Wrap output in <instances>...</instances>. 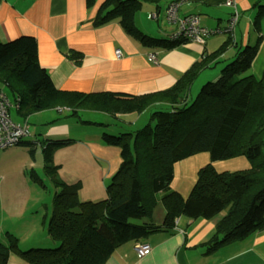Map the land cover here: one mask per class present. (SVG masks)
Returning a JSON list of instances; mask_svg holds the SVG:
<instances>
[{
  "label": "trees",
  "instance_id": "16d2710c",
  "mask_svg": "<svg viewBox=\"0 0 264 264\" xmlns=\"http://www.w3.org/2000/svg\"><path fill=\"white\" fill-rule=\"evenodd\" d=\"M162 1L106 0L95 24L118 21L143 46L172 49L184 41L171 40L170 36L168 40L152 38L135 24V16L144 3L159 7ZM189 1L206 8L227 2ZM255 7L254 28L261 32L264 2ZM236 11L239 12L234 9L229 20ZM260 41L258 38L255 45L238 48L237 55L226 61L219 80L209 81L196 99L188 101L185 99L198 76L219 64L220 57L235 45L234 38L228 37L217 52L194 63L171 89L143 96L59 91L39 63L35 38L23 36L0 43V83L11 90L23 121L55 105L68 109L75 117H79L81 110L116 117L142 114L159 106L143 129L114 134L107 130L108 125L100 124L105 128L103 143L121 151V165L106 188L104 200L81 201V183L70 184L59 176L60 166L54 165L53 153L65 142L45 146L44 173L57 190L47 234L59 246L54 250L23 251L18 238L8 233L7 242H0V264H7L12 253L27 264H106L121 245L140 243L153 232L171 230L181 217L192 221L216 218L212 235L201 245L205 254L263 234L264 76L257 78L252 72ZM69 58L79 65L81 55L73 53ZM200 153H209L212 162L245 157L250 168L218 173L209 164L199 171L188 199H183L172 189L174 165ZM158 201L165 210L161 226L151 221Z\"/></svg>",
  "mask_w": 264,
  "mask_h": 264
},
{
  "label": "crops",
  "instance_id": "0c3cea01",
  "mask_svg": "<svg viewBox=\"0 0 264 264\" xmlns=\"http://www.w3.org/2000/svg\"><path fill=\"white\" fill-rule=\"evenodd\" d=\"M105 1L0 0V43H9L23 36L35 38L39 63L50 74L55 88L59 91L143 96L171 89L194 63L217 52L227 39L226 35H220L208 38L204 45L185 42L168 50L148 48L128 35L118 21L100 26L95 24L100 7ZM173 1L175 0H163L159 7L152 3H144L135 16L137 28L152 38L168 40L172 29L165 15L167 7ZM260 2L264 0H233V6L225 4L217 8H206L188 0L180 7L179 14L181 16L196 14L200 17L198 12L211 11L216 17L228 14L230 18L236 8L240 13L234 35L236 45L230 47L220 57L219 64L225 66L227 60L237 55L238 48L253 46L258 38H261L258 53L252 63V72L257 78H262L264 25L261 32L254 28L257 13L255 4ZM150 14L158 15V19L153 21L156 28L149 26V22H152L148 17ZM244 17L247 21L241 26L240 21ZM225 23L218 18L217 27L202 22L201 25L214 29L221 28ZM117 50L121 51L120 58L115 55ZM73 53L81 55L79 65L69 58ZM153 53L156 54V62L149 59V55ZM203 74L204 71L197 79ZM208 77L210 81L218 78H215L214 73ZM157 107L159 106L151 107L142 114L125 113L116 117L107 113L81 110L79 114L87 112L91 117L89 119L71 117L83 127L77 132L68 116L72 115L71 111L55 105L28 118L29 127L33 121L34 126L32 129L29 128L30 135L20 144L29 146L33 151L37 147L44 150L45 146L52 142L71 140L70 143L74 144L66 150L78 151L70 154L64 161L61 150L57 149L56 155L54 154L55 163H60L54 164L60 166L61 178L70 184L81 183V198L79 196L81 201L104 200L106 188L121 165V151L118 147L103 143L101 138L105 128L100 124L108 125L107 130L114 134L125 130L136 131L127 126L137 125L143 115ZM84 127L94 128L84 130ZM71 136H74L73 139ZM71 159L73 160L71 166L66 168L65 162ZM209 164L218 173L245 171L250 168V163L245 157L212 162L209 153H200L174 165L172 189L183 199H188L198 180L199 171ZM8 176H0V240L6 243V234L10 233L18 238L21 250L39 247L42 243L36 242L38 240L36 223L33 224L34 230L29 226L31 218L19 220L28 212L18 214V206L12 204L27 195H19ZM35 210L37 209L34 208L33 212ZM164 219V206L158 201L151 221L161 226ZM215 224L216 218L192 221L181 217L173 229L153 232L141 240L140 243L148 244L151 248L148 255L139 257L135 249L138 242L131 241L117 248L106 264H238L240 257L251 254L254 248L264 246L263 233L225 246L214 253L205 254V248L201 245L208 241ZM21 242L28 245H21ZM246 259L249 260V264L252 263L251 258ZM7 264L27 263L12 253Z\"/></svg>",
  "mask_w": 264,
  "mask_h": 264
},
{
  "label": "rangeland",
  "instance_id": "374dc122",
  "mask_svg": "<svg viewBox=\"0 0 264 264\" xmlns=\"http://www.w3.org/2000/svg\"><path fill=\"white\" fill-rule=\"evenodd\" d=\"M230 1L233 0H227L226 4H228ZM198 13L200 15L202 24H207V25L212 24V25H216L217 27L218 18H220L223 23L226 22L223 26H221V28H224L228 24V20H229L228 14L225 15L223 14L220 15L219 17H216L213 15L211 11H200ZM179 16L181 15L179 14ZM151 21L152 22H149V26L150 27L152 26V28H156V26L154 25L156 23L153 22L155 20H151ZM246 21L247 20L245 19V17L241 19L240 21L241 26H243L246 23ZM226 36L227 38L230 37V35H226ZM234 44L236 45L235 40H234ZM223 68L224 66L221 63L216 65V67H211L203 70L205 74L201 75L199 79H197L196 82L192 85L190 89L189 97H187V99L185 100L188 101V100L196 99L202 87L210 81V77L208 76L214 73L215 78H217L222 73ZM218 80L219 77L216 80H211V81H213L212 83H214V81L217 82ZM0 89H3L4 92H6L9 95L10 99L12 98L11 90L7 86H3V84L0 83ZM11 101H12V108L10 109V117L15 123H24L22 121L23 119L18 115V112L16 110L15 100L12 98ZM163 110L165 109L163 108ZM153 111H155V109H152V111H148V113L143 115L140 122L137 125L134 126L128 125L127 127L132 130L143 129L146 125H148L149 119ZM68 116H70V120L72 122V126L74 130L79 132V130L83 128L82 125L78 124L75 119L71 118L75 116L69 114ZM97 116L100 117V115ZM89 117H91V115H88L87 112L86 114L85 113L79 114L80 119H89ZM33 126H34V121L30 122L29 128L32 129ZM84 128H85L84 130H90V129L93 130L94 127H90V129L86 127ZM73 137L74 136H71V139H73ZM24 139L22 142H24ZM70 142L71 140L66 141L60 147V149L58 148V150H61L60 153L62 154L61 157L63 161L64 159H66V157H69L70 154L78 151V149L72 151L66 150L74 144ZM55 152L56 150L53 153L54 163H55V155H56ZM72 162H73L72 159L66 161L65 167L67 168V166H71ZM43 163H44L43 150L40 147H37L36 149L34 148L32 151V149L29 146L20 144L14 147L7 148L5 150H0V176L11 175L8 176V178L12 180V183L14 184L16 190L19 192V195L20 194L27 195V197L26 196L20 197L19 199H17L16 202L12 203L18 206L17 207L18 214L23 212H28V214H25V216L23 214L22 216L24 217L19 220H26V219L28 220L29 218H31L29 226H32V229L34 230L35 228H33V224L36 223V228H37L36 234L38 236V240H36V242L42 243L41 246H39L38 248H27V246H24V248L27 249L23 251H29L32 249L54 250L57 249L59 246L47 235L48 221H50V216H51V207L53 205V198L57 190L55 188L52 179H50L47 175H45ZM57 165H60V163ZM61 175L62 173L60 172L59 176L61 177ZM80 195H81V190L79 191V196ZM34 208L37 209L34 212H38V214H34L33 212ZM224 214L225 212H223L220 216H223ZM21 245H28V244H23V242H21ZM246 258H251L252 260L251 264H264V246L254 248L251 254L240 257L237 263L249 264V260Z\"/></svg>",
  "mask_w": 264,
  "mask_h": 264
},
{
  "label": "built area",
  "instance_id": "2783aa9c",
  "mask_svg": "<svg viewBox=\"0 0 264 264\" xmlns=\"http://www.w3.org/2000/svg\"><path fill=\"white\" fill-rule=\"evenodd\" d=\"M186 1L188 0H175L166 9V21L172 29L169 35L171 40L204 45L206 40L212 36L230 35L234 38L240 17L239 12H235V15L229 20L225 28L210 29L201 25L200 17L196 14L179 16L180 7ZM227 5L233 6L234 3L230 1ZM148 17L150 20L158 19L157 14H150ZM115 55L120 58L121 51H115ZM149 59L152 62H156V54H150ZM15 107L18 110V102H15ZM11 108L12 101L10 97L3 90H0V150L19 145L24 138L30 135L28 121L15 123L10 117ZM135 249L139 257L146 256L151 251L150 246L145 243H137Z\"/></svg>",
  "mask_w": 264,
  "mask_h": 264
}]
</instances>
